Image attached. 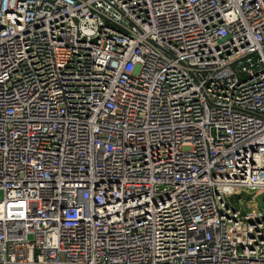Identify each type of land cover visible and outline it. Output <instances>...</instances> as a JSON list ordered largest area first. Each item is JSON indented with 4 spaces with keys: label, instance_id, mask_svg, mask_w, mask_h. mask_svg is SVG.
<instances>
[{
    "label": "built area",
    "instance_id": "1",
    "mask_svg": "<svg viewBox=\"0 0 264 264\" xmlns=\"http://www.w3.org/2000/svg\"><path fill=\"white\" fill-rule=\"evenodd\" d=\"M0 264H264V0H0Z\"/></svg>",
    "mask_w": 264,
    "mask_h": 264
}]
</instances>
